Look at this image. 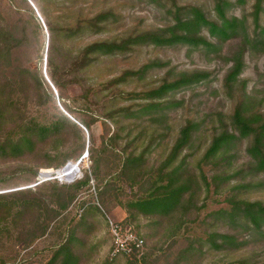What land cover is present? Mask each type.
<instances>
[{
  "label": "rangeland",
  "instance_id": "1",
  "mask_svg": "<svg viewBox=\"0 0 264 264\" xmlns=\"http://www.w3.org/2000/svg\"><path fill=\"white\" fill-rule=\"evenodd\" d=\"M254 0H0V28L7 27L15 17L8 11L13 5L27 7L38 26L31 42L23 41L15 60V52L0 58V106H9L0 115V190L31 184L44 170H58L69 163H78L81 178L90 176L89 189L81 188L76 198L51 223L47 233L32 244L26 234L18 235L17 227L26 219L13 222L2 220L0 213V264H46L56 244L63 243L70 233L69 247L74 264H247L264 262V236L255 233L237 251L199 249L212 230L211 212L229 205L228 197L264 202V182L252 168L247 152L248 138L236 140L222 156L221 165L201 158L212 135L232 128L233 110L241 105L246 116L264 119V0L259 22L254 23ZM40 13L53 42L54 56L59 69L69 65L74 53L92 42L122 43L121 50L99 56L86 68L77 70V83L59 89L55 79L45 69V31L34 18ZM221 3L227 18L241 23L231 37L220 39L202 35L207 44L182 42L158 44L150 40L135 42L138 36L154 34L161 37L174 26L176 17L199 9L204 16L220 21L216 5ZM13 4V5H12ZM34 11V12H33ZM98 14L103 20L94 25L89 21ZM36 15V13H35ZM84 21L81 29L69 30ZM48 26L54 28V36ZM168 35L165 34V36ZM128 42V43H127ZM241 56V70L227 86L225 78L233 59ZM31 67L37 73H20L17 68ZM46 74H45V73ZM178 86L154 100H146L144 92L163 82L181 80ZM57 96L70 99L58 102ZM74 100V102H73ZM153 102L158 106L142 108ZM62 106V107H61ZM63 114L77 120V127L62 124L46 135L28 134L32 144L13 154V142L33 123L50 126ZM85 121L91 122L87 130ZM191 122L193 135L180 154L186 162L187 175L199 181L205 175L208 191L202 189L198 205L203 203L199 218L174 236L171 218H144L133 214L127 217L124 205L148 188L144 179L154 175L169 154L180 129ZM85 128V129H84ZM114 133V139L108 137ZM86 148L89 154L85 155ZM141 155L136 163L126 162L130 154ZM85 158H84V157ZM84 159H81V158ZM81 159V160H80ZM214 162V161H213ZM250 162V163H249ZM126 164V165H125ZM221 173L218 189L211 175ZM65 180V179H63ZM57 181V180H56ZM53 182V181H52ZM60 184L66 182L57 181ZM141 182V183H140ZM72 183V182H71ZM239 185L240 189H236ZM52 189L45 187L43 193ZM7 207V201H5ZM6 209V208H5ZM130 220L145 239L144 259L130 261L125 256L109 260L111 241L107 218ZM28 221V220H27ZM216 228L231 229L219 222ZM71 230V231H69ZM236 232V233H235ZM241 240L243 231L235 230ZM192 245V248L189 246Z\"/></svg>",
  "mask_w": 264,
  "mask_h": 264
},
{
  "label": "trees",
  "instance_id": "2",
  "mask_svg": "<svg viewBox=\"0 0 264 264\" xmlns=\"http://www.w3.org/2000/svg\"><path fill=\"white\" fill-rule=\"evenodd\" d=\"M262 4L263 0H254L253 2L255 24L260 20L259 15L262 11ZM7 9L14 15L15 19L9 24V26L0 28V58L10 56L12 52H15L16 60L20 53L18 48L22 46L23 41L31 42L35 39L38 33V26L27 7L21 9L20 7L13 5V9L9 7ZM216 10L220 16L219 22L207 19L199 9L191 8L189 14L186 16L176 17L174 26L168 28L161 37L154 34H148V36H145L144 38L138 36L135 39H131V42L135 41L137 43L147 39L158 44L174 42L207 44L205 38L200 35L203 28H205L208 34L213 37L227 39L232 36L234 30L241 22L237 18L225 17L221 3L216 5ZM34 18L43 27L46 36L44 46L45 56L43 59L44 71L47 69L51 77L55 79L56 85L59 89L69 83H77L75 78L77 70L86 68L92 63V61H94V59H98L99 56L123 49L122 47L124 45L122 44H126V41L119 44L92 42L83 46L81 50L75 52L68 66L67 64H60L61 68L59 69V65L56 64L55 61L53 42L52 40L48 41V31L43 19L41 22L35 13ZM102 20L103 15L98 14L89 22H94V25H96ZM82 24H85L84 21L79 22L77 27L76 25L73 26L69 32L72 34L76 33L77 30L81 29ZM48 28L54 36V28L52 26H48ZM167 33L168 35L165 36ZM241 66V56L235 57L233 59V65L225 78L227 86L230 81L236 79L241 70ZM17 72L37 73L36 70L27 66L21 67L20 69L17 68ZM184 80L185 79L182 78L177 81L163 82L159 87L146 91L141 95H143L146 100H154L161 97L165 92L175 88ZM59 99L66 101L67 104L65 105V108L68 111H74L76 109L69 105V98L59 96ZM8 105H14V103H9ZM158 105L159 103L155 104L149 102L148 104L143 105L142 108ZM9 106H0V115L5 112ZM84 122L85 127L88 130L91 122L85 120ZM62 124L70 125L73 128L78 126L77 123L66 116V114H63V116L59 117L50 126L39 123H33L31 126L28 125L25 131L21 132V135L15 142H13L11 146L13 152L11 153L18 154L22 152L24 146L32 144L31 138H29L28 134H34L35 132L38 135H46L50 131L58 129ZM194 130L195 125L191 122H188L180 129L174 144L170 148L169 154L163 160L164 163L157 168L154 175L149 174L148 178L142 180L145 184L149 183L148 188L144 190L141 189L139 196L134 197L124 205L127 217L136 214L144 218L154 216L171 218L175 225L169 233L170 237H174L180 229L198 220L201 207L203 206V203L198 205L199 195L202 193L203 187L205 191H208L209 182L205 175H202L201 180L199 181L196 177L188 176L186 173L185 160L182 158L179 159L180 154L188 145ZM242 138H248L247 152L252 160V168L262 175V181L264 182V119L257 115L246 116L243 114L240 104H237L233 110L232 128L212 135L209 146L205 150L201 160L204 163L213 160L214 162L212 161V163L216 166L219 164L221 165L224 160L222 154L227 152L229 147L236 140ZM113 139L114 133H111L108 137V141ZM87 153L89 154V149L86 148V154ZM141 158V155L132 153L128 156L126 162L136 163L140 161ZM32 177H35L33 182L26 185L31 187L22 188L25 186H19L17 188H12L9 191L0 190V213L2 212L1 208H4L3 215L1 213L3 218L0 216V222L9 218L10 222L13 224V222L26 219L25 224L21 227H17V230L19 236L23 234L27 235V244H32L37 239L45 236L51 223L57 220L61 213L76 198L77 191L84 187L89 189V186L91 185L89 175H85L68 184H60L57 182V179L37 183L38 175L36 176V172H32ZM210 179L213 181L212 184L217 191L218 185L220 184L221 179H224V176L216 171L211 175ZM47 186L50 187L52 191L46 194L43 193V190ZM235 188L238 190L240 189L239 185H236ZM5 201H7V207ZM227 201L229 203L227 207L211 211L204 218V224H209L207 223V220L211 219V226H213V228L212 230H206V239L203 240L204 244L199 247L200 250L206 246L207 250L237 251L241 249V245L245 243L246 239H249L253 234L260 233V235L264 236V202L258 200H246L236 196L228 197ZM121 222L122 224L132 225L136 230L130 220L123 219ZM219 222L230 224L233 228H216L215 225ZM13 225L17 226L15 224ZM238 228H241L244 232L241 240H239L235 234V230ZM136 232L144 240L142 254L139 255V252L134 249L129 255L119 254L111 256V245L108 259L111 260L119 256H125V258L130 261L139 262L140 260H143L146 263V260L144 259V255L146 254L145 239L140 232L137 230ZM73 238V234L70 233L63 243L56 244L54 248H51L53 249L51 251V257L46 264H74L76 257L69 247V241ZM189 247L192 248V245ZM237 264L247 263L243 260H239ZM260 264H264V262Z\"/></svg>",
  "mask_w": 264,
  "mask_h": 264
},
{
  "label": "built area",
  "instance_id": "3",
  "mask_svg": "<svg viewBox=\"0 0 264 264\" xmlns=\"http://www.w3.org/2000/svg\"><path fill=\"white\" fill-rule=\"evenodd\" d=\"M32 7L36 13L37 18L42 22V18L37 12V9L33 5ZM49 84L58 102L57 92L50 82ZM73 121L81 125L77 120L74 119ZM85 155H86V152H85ZM83 157L81 159H83ZM78 163L79 162L75 163V165L73 166L74 168L71 169L72 171L74 170L73 174H71L69 178H65V180L62 179V182L71 183L81 178V172H80V169L78 168ZM66 166H64L63 168H66ZM52 173L53 172L49 173L50 174L49 176H45V173L41 172L38 176L37 183L53 179V176H55V174H52ZM106 222H107L108 232H109L110 241L112 245L111 256H115L119 254L129 255L134 249L139 252V255L142 254V251L144 249V240L138 235V233L136 232V230L134 229L132 225L122 224L121 221H115L111 219L110 217L107 218Z\"/></svg>",
  "mask_w": 264,
  "mask_h": 264
},
{
  "label": "bare ground",
  "instance_id": "4",
  "mask_svg": "<svg viewBox=\"0 0 264 264\" xmlns=\"http://www.w3.org/2000/svg\"><path fill=\"white\" fill-rule=\"evenodd\" d=\"M87 155H88V153H87ZM74 165H75V163H69L66 166V168H61L58 170H44L43 173H45V176H49L50 175L49 173L53 172L52 174H55V176H53V179L62 180L65 178H69L70 175L73 174L74 170L72 171L71 169L74 168L73 167Z\"/></svg>",
  "mask_w": 264,
  "mask_h": 264
},
{
  "label": "water",
  "instance_id": "5",
  "mask_svg": "<svg viewBox=\"0 0 264 264\" xmlns=\"http://www.w3.org/2000/svg\"><path fill=\"white\" fill-rule=\"evenodd\" d=\"M28 187H31V186H25V187H22V188H28Z\"/></svg>",
  "mask_w": 264,
  "mask_h": 264
}]
</instances>
